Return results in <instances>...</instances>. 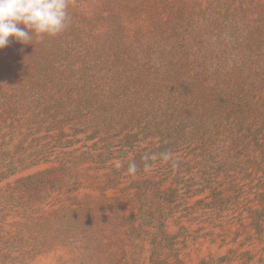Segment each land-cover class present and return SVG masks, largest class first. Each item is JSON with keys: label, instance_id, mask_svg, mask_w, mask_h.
I'll list each match as a JSON object with an SVG mask.
<instances>
[{"label": "rangeland", "instance_id": "1", "mask_svg": "<svg viewBox=\"0 0 264 264\" xmlns=\"http://www.w3.org/2000/svg\"><path fill=\"white\" fill-rule=\"evenodd\" d=\"M69 15L0 49V264H264V0Z\"/></svg>", "mask_w": 264, "mask_h": 264}, {"label": "clouds", "instance_id": "2", "mask_svg": "<svg viewBox=\"0 0 264 264\" xmlns=\"http://www.w3.org/2000/svg\"><path fill=\"white\" fill-rule=\"evenodd\" d=\"M70 21L69 0H0V49L11 41L28 45L34 37H55L67 29ZM162 155L165 160L172 156ZM120 166L116 161V167ZM149 167L145 165L146 170ZM128 172H137L134 162L129 164Z\"/></svg>", "mask_w": 264, "mask_h": 264}, {"label": "bare ground", "instance_id": "3", "mask_svg": "<svg viewBox=\"0 0 264 264\" xmlns=\"http://www.w3.org/2000/svg\"><path fill=\"white\" fill-rule=\"evenodd\" d=\"M97 193L92 190L79 188L75 192V200L78 202L96 201ZM79 255H75L71 250L57 249L49 254L46 259L35 264H78Z\"/></svg>", "mask_w": 264, "mask_h": 264}]
</instances>
